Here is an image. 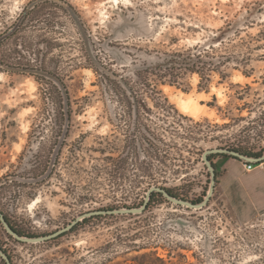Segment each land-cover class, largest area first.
Listing matches in <instances>:
<instances>
[{
    "label": "rangeland",
    "instance_id": "374dc122",
    "mask_svg": "<svg viewBox=\"0 0 264 264\" xmlns=\"http://www.w3.org/2000/svg\"><path fill=\"white\" fill-rule=\"evenodd\" d=\"M30 1L0 0V34ZM67 1L90 32V55L134 86L145 107L120 103L59 14L62 26L47 37L60 47L46 60L71 97L69 136L51 178L3 190L4 213L35 237L10 238L0 224V264L2 250L10 264H136L144 254L150 264H264V0ZM210 47L215 60L234 57L218 66L225 80L213 72L200 88L197 74L179 86L151 79L156 96L139 85L137 74L166 54ZM47 88L0 69V179L29 181L35 153L43 162L57 155ZM161 187L179 199L150 204Z\"/></svg>",
    "mask_w": 264,
    "mask_h": 264
},
{
    "label": "trees",
    "instance_id": "16d2710c",
    "mask_svg": "<svg viewBox=\"0 0 264 264\" xmlns=\"http://www.w3.org/2000/svg\"><path fill=\"white\" fill-rule=\"evenodd\" d=\"M59 14H63L72 20L80 33V36L85 42V53H87L86 64L92 63L89 68L94 69L96 73L103 71L105 76L102 74L104 81L108 83V87L112 90L116 96H118L121 104L130 109H140L145 107V102L139 96L140 93L134 86H129V82H126L121 76L113 72H105L106 67L102 62L96 60L90 55L89 42L91 41L90 32L83 22L78 10L67 0H32L30 1L23 10V13L15 20V22L6 28L2 34H0V69L6 71H15L20 73H29L34 76L39 84L46 85L48 88L44 93V97L52 105L51 120L57 131L53 132L55 143H60L57 155H53V149L48 152L50 157H45L47 160L43 162L41 159L42 152L39 151L32 156V165L30 170L27 171L26 175L29 176V181H20L15 179L11 174H5L0 179V196L3 195V190L10 188H24L26 185L39 186L44 183L45 180L51 178L52 173L55 171L58 164V154L61 152L62 146L65 144L67 137L69 136L70 125L72 120L73 108L71 97L65 84L64 80L59 78L56 71L57 67L49 66V62L52 63V58L46 60V54H52L54 50L60 47V44L47 37L48 33H53L59 29L61 25L57 20ZM39 31L40 35L35 38H31L29 33ZM228 29L220 34V39H223L227 34ZM36 39V40H34ZM89 44V45H88ZM215 51L214 48L203 49L200 51L198 48L187 50L181 53L166 54L164 58H160L156 64L151 67H145L138 74L139 85H141L146 94H152L156 96V87L151 83V79L157 81H165L171 86L181 85V81L187 74H197L201 81L199 87L202 88L203 83H208L210 76L213 72H218L222 80H225L228 75L225 72H221L218 66L225 65L232 62L233 56H219L218 60H215L211 56V52ZM26 55L34 56L33 60L28 61ZM248 60V59H247ZM35 63L34 65L31 62ZM246 60H244L245 62ZM88 62V63H87ZM91 62V63H90ZM53 64V63H52ZM111 77L114 80H110ZM56 81L59 87L54 84ZM154 99V98H152ZM159 99V98H157ZM157 101L156 99H154ZM158 106V104H156ZM162 105V104H159ZM163 108V107H162ZM57 137L61 138V142ZM142 139L145 138L142 136ZM51 153V154H50ZM55 157L52 158V157ZM260 154H250L248 157L259 158ZM54 161V162H53ZM264 161L258 162V164ZM214 173L217 171V166L211 164ZM167 195L174 199H179L178 196L173 194V191L169 188L161 187L158 192L151 193L149 202L151 204L160 200ZM203 199L200 198L197 201H191V203H200ZM148 204V206L150 205ZM0 203V224L6 225L7 235L10 238H34L35 236L24 232L22 229L12 223L9 216L4 213ZM89 220L83 219L81 223L86 224ZM2 254L6 258L5 261L2 259L3 264H10L11 257L6 255L5 251L2 250ZM150 254L141 255L136 258V264H150L146 262ZM154 261L163 263V261L155 257Z\"/></svg>",
    "mask_w": 264,
    "mask_h": 264
},
{
    "label": "built area",
    "instance_id": "2783aa9c",
    "mask_svg": "<svg viewBox=\"0 0 264 264\" xmlns=\"http://www.w3.org/2000/svg\"><path fill=\"white\" fill-rule=\"evenodd\" d=\"M245 169L247 172H251L255 168V163L252 162L251 160L247 159L245 160Z\"/></svg>",
    "mask_w": 264,
    "mask_h": 264
},
{
    "label": "water",
    "instance_id": "95a60500",
    "mask_svg": "<svg viewBox=\"0 0 264 264\" xmlns=\"http://www.w3.org/2000/svg\"><path fill=\"white\" fill-rule=\"evenodd\" d=\"M245 159H246V158H245ZM260 161H264V158H263L262 160H260ZM212 171H213V169H212ZM166 196H167V195H166ZM168 198L173 199L172 197H169V196H168ZM190 206H191V207H194L195 205L190 204ZM5 226H6V225H5Z\"/></svg>",
    "mask_w": 264,
    "mask_h": 264
},
{
    "label": "bare ground",
    "instance_id": "6f19581e",
    "mask_svg": "<svg viewBox=\"0 0 264 264\" xmlns=\"http://www.w3.org/2000/svg\"><path fill=\"white\" fill-rule=\"evenodd\" d=\"M187 105H190V104H187ZM188 107H189V106H188ZM188 107H187V108H188ZM194 107H197V106L194 104V106H193V107L190 106L189 109H190V108L195 109Z\"/></svg>",
    "mask_w": 264,
    "mask_h": 264
}]
</instances>
